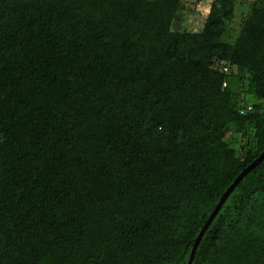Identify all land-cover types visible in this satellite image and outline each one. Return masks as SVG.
<instances>
[{
	"label": "trees",
	"instance_id": "trees-1",
	"mask_svg": "<svg viewBox=\"0 0 264 264\" xmlns=\"http://www.w3.org/2000/svg\"><path fill=\"white\" fill-rule=\"evenodd\" d=\"M183 2L0 0V264H188L264 152V0ZM192 264H264V160Z\"/></svg>",
	"mask_w": 264,
	"mask_h": 264
},
{
	"label": "rangeland",
	"instance_id": "rangeland-1",
	"mask_svg": "<svg viewBox=\"0 0 264 264\" xmlns=\"http://www.w3.org/2000/svg\"><path fill=\"white\" fill-rule=\"evenodd\" d=\"M214 0H184L175 19L173 29L181 30L184 28L192 31H199L204 25L205 17L210 13L211 5ZM247 1V0H246ZM249 2L239 4L236 10V16L232 25L228 28V33L223 36L225 41L235 43L245 16L248 12ZM256 99L248 96V102H254Z\"/></svg>",
	"mask_w": 264,
	"mask_h": 264
},
{
	"label": "water",
	"instance_id": "water-1",
	"mask_svg": "<svg viewBox=\"0 0 264 264\" xmlns=\"http://www.w3.org/2000/svg\"><path fill=\"white\" fill-rule=\"evenodd\" d=\"M264 160V152L253 161L245 170H243L240 175L236 178V180L228 187V189L224 192L223 196L221 197L220 201L216 205L214 211L211 213L210 217L208 218L207 222L205 223L204 227L200 231L196 243L192 249L190 259L188 261V264H192L195 258L197 246L200 244V241L205 234L206 230L210 227L211 223L213 222L214 218L217 216L219 211L221 210L223 204L226 202L228 197L231 195V193L234 191L236 186L243 180V178L253 169L255 168L260 162Z\"/></svg>",
	"mask_w": 264,
	"mask_h": 264
},
{
	"label": "built area",
	"instance_id": "built-area-1",
	"mask_svg": "<svg viewBox=\"0 0 264 264\" xmlns=\"http://www.w3.org/2000/svg\"><path fill=\"white\" fill-rule=\"evenodd\" d=\"M252 107H249V109H251Z\"/></svg>",
	"mask_w": 264,
	"mask_h": 264
}]
</instances>
